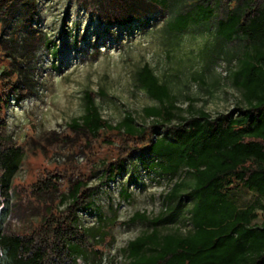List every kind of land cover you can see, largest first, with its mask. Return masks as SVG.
<instances>
[{"label": "rangeland", "instance_id": "374dc122", "mask_svg": "<svg viewBox=\"0 0 264 264\" xmlns=\"http://www.w3.org/2000/svg\"><path fill=\"white\" fill-rule=\"evenodd\" d=\"M188 1L167 0L163 8L148 0H0V126L23 152L11 184L6 231L30 234L47 216L65 215L70 202L65 196L82 182V191L95 189L94 204L76 211V225L98 232L88 237L77 264H128L127 243L151 231L150 221L163 213L161 233L188 232L189 202L175 218H165L164 196L182 174H158L149 166L153 157L140 152L114 181L102 184L99 164L113 161L122 143L110 132L94 138L69 127L83 114L85 92L111 125L126 112L137 124L152 123L143 109L158 103L134 80L145 64L180 109L215 117L234 115L246 105L231 76L242 42L214 34L215 18L233 3L198 0L217 16L178 36L168 34L167 21ZM128 6L136 12L128 13ZM45 183L52 187L41 189ZM230 197L238 207H253L255 224L264 221V198L245 189ZM136 213L148 219L132 221Z\"/></svg>", "mask_w": 264, "mask_h": 264}, {"label": "trees", "instance_id": "16d2710c", "mask_svg": "<svg viewBox=\"0 0 264 264\" xmlns=\"http://www.w3.org/2000/svg\"><path fill=\"white\" fill-rule=\"evenodd\" d=\"M148 2L167 6V0ZM231 2L223 16L215 18L208 3L189 0L167 21L165 30L178 36L191 25L215 18L216 38L242 42L231 76L246 105L234 115L212 117L201 109H180L166 84L145 64L135 71L134 80L158 103L143 109L152 123L137 124L126 112L111 125L100 115L90 92L83 96V114L69 123L73 131L94 138L101 132L113 133L122 143L113 161L99 164L102 184L114 181L130 156L140 152L153 157L149 166L158 174L183 175L164 196L165 218H175L189 202L185 211L190 229L185 234L161 233L157 225L164 213L157 216L150 221L151 231L127 243L128 264H264V221L255 224L253 207H238L230 197L245 189L264 198V0ZM136 10L127 8L128 13ZM182 110L187 116L177 115ZM22 157L21 147L0 126V264H77V255L98 229L94 233L93 228L78 227L76 211L93 206L95 189L82 191L83 183H76L65 196L70 200L65 215L47 216L30 234L6 231L11 184ZM49 187L51 183H45L41 189ZM97 219L105 221L100 214ZM138 219L148 218L136 213L131 220Z\"/></svg>", "mask_w": 264, "mask_h": 264}]
</instances>
